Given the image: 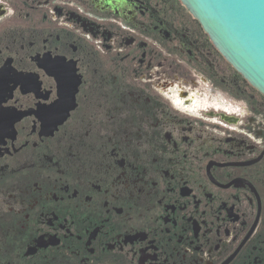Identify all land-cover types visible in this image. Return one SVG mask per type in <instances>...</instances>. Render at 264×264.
<instances>
[{"label":"flooded vegetation","instance_id":"af4514ba","mask_svg":"<svg viewBox=\"0 0 264 264\" xmlns=\"http://www.w3.org/2000/svg\"><path fill=\"white\" fill-rule=\"evenodd\" d=\"M256 102L183 0H0V264H264Z\"/></svg>","mask_w":264,"mask_h":264},{"label":"water","instance_id":"95a60500","mask_svg":"<svg viewBox=\"0 0 264 264\" xmlns=\"http://www.w3.org/2000/svg\"><path fill=\"white\" fill-rule=\"evenodd\" d=\"M216 46L264 95V0H183Z\"/></svg>","mask_w":264,"mask_h":264},{"label":"rangeland","instance_id":"374dc122","mask_svg":"<svg viewBox=\"0 0 264 264\" xmlns=\"http://www.w3.org/2000/svg\"><path fill=\"white\" fill-rule=\"evenodd\" d=\"M232 70H231V72H230V70H229V68H228V66L226 67L225 66V70L223 71V72H221V75H220V77H222V76H231L232 77ZM221 79V78H220ZM223 97L224 99H226L227 101H230V98L229 97H231V99H233V100H236V101H238V103L239 104H241V111L242 110H244V108H243V105H245V103H247L245 100L247 99L246 97L245 98H243V97H241V96H237V94H234V93H230V92H228L226 89H224V87L223 86H221V81H220V97ZM234 97V98H233ZM254 103V102H253ZM255 104V103H254ZM258 113V112H257ZM259 114V113H258ZM263 117V116H262Z\"/></svg>","mask_w":264,"mask_h":264},{"label":"trees","instance_id":"16d2710c","mask_svg":"<svg viewBox=\"0 0 264 264\" xmlns=\"http://www.w3.org/2000/svg\"><path fill=\"white\" fill-rule=\"evenodd\" d=\"M238 73V72H237ZM240 78V83L242 87L247 88L252 94L255 95L257 99V105H263L264 106V95L260 93L256 88H254L240 73H238ZM257 110V109H256ZM260 111V110H257ZM262 112H264L262 110Z\"/></svg>","mask_w":264,"mask_h":264},{"label":"built area","instance_id":"2783aa9c","mask_svg":"<svg viewBox=\"0 0 264 264\" xmlns=\"http://www.w3.org/2000/svg\"><path fill=\"white\" fill-rule=\"evenodd\" d=\"M233 101H234V100H231V99H230V101H229V102L231 103V102H233ZM240 109H241V108H240ZM240 109L238 108V110H240Z\"/></svg>","mask_w":264,"mask_h":264}]
</instances>
